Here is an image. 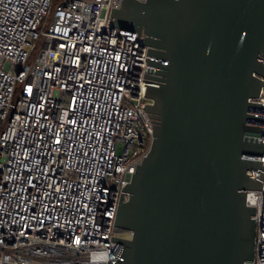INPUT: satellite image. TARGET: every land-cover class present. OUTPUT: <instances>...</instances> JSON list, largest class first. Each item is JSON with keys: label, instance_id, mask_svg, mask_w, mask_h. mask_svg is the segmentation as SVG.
Instances as JSON below:
<instances>
[{"label": "built area", "instance_id": "1", "mask_svg": "<svg viewBox=\"0 0 264 264\" xmlns=\"http://www.w3.org/2000/svg\"><path fill=\"white\" fill-rule=\"evenodd\" d=\"M121 2L0 0V264H119L122 187L149 152L145 92L158 85L143 80V32L113 26ZM249 101L264 103V86ZM262 183L247 193L253 264H264Z\"/></svg>", "mask_w": 264, "mask_h": 264}, {"label": "water", "instance_id": "2", "mask_svg": "<svg viewBox=\"0 0 264 264\" xmlns=\"http://www.w3.org/2000/svg\"><path fill=\"white\" fill-rule=\"evenodd\" d=\"M113 26L144 34L146 156L121 192L115 225L130 237L119 264H253L262 189L264 0H122ZM156 80V81H152ZM40 264V263H33Z\"/></svg>", "mask_w": 264, "mask_h": 264}, {"label": "rangeland", "instance_id": "3", "mask_svg": "<svg viewBox=\"0 0 264 264\" xmlns=\"http://www.w3.org/2000/svg\"><path fill=\"white\" fill-rule=\"evenodd\" d=\"M119 234L124 235V236H130L129 231H120Z\"/></svg>", "mask_w": 264, "mask_h": 264}]
</instances>
